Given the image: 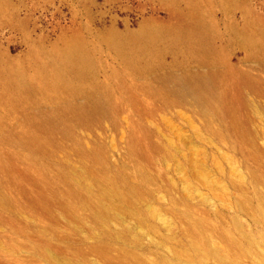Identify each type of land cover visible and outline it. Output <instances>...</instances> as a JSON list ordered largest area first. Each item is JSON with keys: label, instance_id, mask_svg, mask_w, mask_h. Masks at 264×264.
I'll list each match as a JSON object with an SVG mask.
<instances>
[{"label": "rangeland", "instance_id": "1", "mask_svg": "<svg viewBox=\"0 0 264 264\" xmlns=\"http://www.w3.org/2000/svg\"><path fill=\"white\" fill-rule=\"evenodd\" d=\"M157 22L167 31L137 63L108 39ZM260 25L264 0H0V63L14 78L0 81V179L11 198L0 202V264H55L39 246L60 264H191L200 231L208 249L197 250V264H264ZM201 26L208 56L197 49ZM67 40L87 50L89 91L54 97L37 78ZM208 69L225 76L234 112L210 118L191 95L163 93L174 76ZM20 71L27 86L18 85ZM101 93L105 112L54 119L65 100ZM31 133L44 143L36 153L24 142ZM75 169L84 173L77 184L93 183L95 193L112 176L123 191L137 190L129 203L111 197L99 216L66 192Z\"/></svg>", "mask_w": 264, "mask_h": 264}, {"label": "bare ground", "instance_id": "2", "mask_svg": "<svg viewBox=\"0 0 264 264\" xmlns=\"http://www.w3.org/2000/svg\"><path fill=\"white\" fill-rule=\"evenodd\" d=\"M260 28L262 29L261 25ZM264 31V27L262 29ZM162 31H167L163 23H155L147 29H142L138 34L120 33L113 31L108 35V39L115 44L124 55L132 62L137 63L141 58L147 56L156 51L157 40L160 38ZM179 35L183 31H178ZM197 41V49L208 56L210 52V44L208 43L207 34H205L204 26L199 28V36ZM49 57L51 58L52 65L49 73L40 75L38 80V86L43 89L46 93L54 97H61L64 94L75 93L77 90L88 92L90 84L86 81L88 74V68L90 66L89 55L86 48L77 40H67L61 45L54 46L50 52ZM16 79L18 80L19 86H27V80L24 76V72L20 71ZM16 76V75H15ZM175 77V84L169 85L163 93L166 95H174L176 97L189 94L193 100L197 103L199 108L211 118L214 114H223L228 111L235 109L234 101L235 98L230 93V87L223 79L219 78V71L214 69L204 70L196 73H181ZM12 76L7 73L3 65L0 63V81L5 82V85H10L13 82ZM236 87V85H235ZM59 112L55 111L54 119L63 122L66 120L65 116L68 114H74L75 117L80 120L89 119L90 115H96L105 110L109 106V99L106 94H95L90 95L89 98H85L81 102H76L72 98L62 102ZM38 125H43L40 121ZM66 131L68 127L66 126ZM24 142L30 144L31 150L36 153L44 147V143L40 140L37 134L31 133L24 139ZM93 152H90L92 155ZM95 156V155H94ZM93 156V157H94ZM13 166V162L7 159L3 168L5 171H10ZM68 174L72 177L75 176L76 180L69 186L67 193L77 198L78 200L94 206L95 211L99 216H103L105 210L110 209L114 205L115 200L121 203H129L130 196L137 190L135 185L127 186L126 191H123L116 177H110L108 184L101 188V192L95 193L93 190V183L90 184H77V179L84 176V173L80 170H70ZM0 179V202L2 204H11L10 196L5 193L1 188ZM44 187H47L45 184ZM112 197V198H111ZM38 202H43V206L49 207L51 205V199L49 195H45L44 192H40L37 196ZM264 211V205L261 210ZM203 231H200V239L194 238L192 240L193 254L190 256V263L197 264L196 256L202 250L207 252V246L203 239ZM38 249L41 252L49 254L51 260L55 264H60L58 255L47 247L39 246ZM190 252V250H189ZM187 253V252H185ZM184 254V253H183ZM187 256V255H185ZM199 261V260H198Z\"/></svg>", "mask_w": 264, "mask_h": 264}]
</instances>
